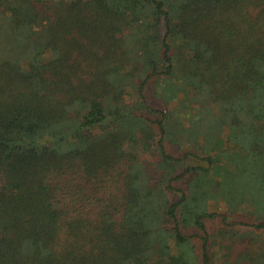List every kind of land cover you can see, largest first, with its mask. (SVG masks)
Listing matches in <instances>:
<instances>
[{
	"label": "trees",
	"instance_id": "16d2710c",
	"mask_svg": "<svg viewBox=\"0 0 264 264\" xmlns=\"http://www.w3.org/2000/svg\"><path fill=\"white\" fill-rule=\"evenodd\" d=\"M0 264H264V0H0Z\"/></svg>",
	"mask_w": 264,
	"mask_h": 264
},
{
	"label": "rangeland",
	"instance_id": "374dc122",
	"mask_svg": "<svg viewBox=\"0 0 264 264\" xmlns=\"http://www.w3.org/2000/svg\"><path fill=\"white\" fill-rule=\"evenodd\" d=\"M156 104H159V103L157 102ZM214 205L216 206L217 209H220L223 206V204H221L220 202H214Z\"/></svg>",
	"mask_w": 264,
	"mask_h": 264
}]
</instances>
